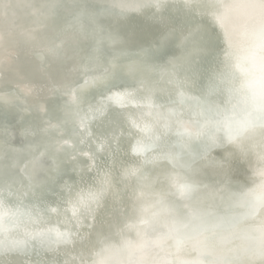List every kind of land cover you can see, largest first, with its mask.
Instances as JSON below:
<instances>
[{
    "label": "water",
    "instance_id": "obj_1",
    "mask_svg": "<svg viewBox=\"0 0 264 264\" xmlns=\"http://www.w3.org/2000/svg\"><path fill=\"white\" fill-rule=\"evenodd\" d=\"M254 8L263 9L264 0H159V7H157V0H0V39L6 31L16 28L32 52L28 56L29 59L42 53V48L37 41L39 38L45 39L48 48L52 49H59L74 36L85 38V35L103 48H114L123 43L124 47L121 50L124 49L135 55L134 65L127 63L128 58L126 53H123V56L120 55L121 58H117L119 59L117 63L103 62L105 64L99 66L98 72L86 76L88 78L80 74L76 77L77 71H73L75 75L69 81H72L71 84L74 86L71 91L77 98H86V104L89 106L95 105L96 100L98 101L101 96L110 91L119 100L114 106H122L123 102L125 105L145 106L146 109L151 110L152 104L158 103L156 100L152 101L155 97L151 92H155L156 77L159 71H162L167 82L165 81L166 85L158 88L157 94L161 97L156 99L161 101L163 106L175 105L181 108L191 106L197 110L207 106L212 112L222 106H236L249 114L250 92L248 88L242 86L250 85L257 94L264 90V12H261L262 18L258 15L253 19L251 13ZM242 24L243 27H241ZM49 25L55 27V34L49 33L47 30ZM186 27L187 29L184 30ZM30 31L33 33L31 37L27 35ZM120 37L122 40L119 39ZM245 41L248 43L246 44ZM174 53L179 56L177 62L171 61ZM19 56L21 54L17 53L13 66L10 65L11 73L8 76L12 77L11 83L21 75V72H17V68L14 67ZM90 57L92 56L80 57L72 54L58 60L51 59L50 66L61 68V71L56 74L58 79L60 76L63 77V74L73 65H79L81 73L86 71L90 73L88 64L91 61L88 59ZM166 63H168L167 66ZM7 68L6 66L0 68V78H3ZM12 69L17 75L12 74ZM134 70L138 72L144 70V82L147 81V83L132 90L128 82L133 78ZM180 71L182 77L179 76ZM184 71L189 78L183 76ZM39 73L50 75L44 69ZM122 74L123 76L120 77ZM228 78L235 79L241 84L232 89ZM35 83L38 84V82ZM18 86L12 88L9 96L3 98L16 99ZM36 86L38 89L42 88L39 84ZM37 88L26 93L31 96ZM142 101H151L152 104L143 105ZM47 103L51 110L55 108L52 100ZM38 111L39 114L44 113V111ZM57 112L63 114L61 110ZM204 113L205 111L199 114ZM238 117L239 122L246 121L244 117L239 115ZM251 119L257 125L264 126L263 122L253 117ZM207 120L217 122L216 125L219 127L227 123L217 119ZM93 124L95 121L91 120V129L95 128ZM36 129L47 132L50 127H31V130ZM123 131L130 133L127 128L120 131L118 139L119 142L121 141V150L127 149L132 153V157L137 158L134 159L136 167L133 169L129 164L119 165L117 160L111 168H102L104 169L102 180L107 182L105 184L99 177L93 178L89 185L82 184L80 177L73 178L71 185L63 190V198L57 203L59 208L62 206L67 208L61 209L59 214L51 210L57 223L46 220L38 207L34 208L31 205L32 211L23 208L22 196L19 197L14 191L0 187V200L5 206L13 211L19 209L18 218L14 217L10 221V230L0 233V242H3L0 244V257L10 255L20 264H31L32 260L36 264H53L54 256L60 257L65 253L62 258L69 261L75 258L76 252L80 251L81 255L87 259L90 254L87 253L85 245H89L94 238L92 232H105L110 224L116 225L124 216L128 217L137 209L144 207V204L148 202V196L157 194V192L148 194L138 192L131 187L132 181L127 180L130 186L128 197L132 199V202L123 203L122 198L127 189L118 196L112 197L110 190L117 188L120 184L119 182L115 184L114 181L120 180L122 173L132 174L131 178H141L145 166L144 160H148L158 171L160 169L166 171L167 160L179 167L180 160L191 155L198 146L195 138H191L189 142L181 139L172 142L167 139L163 141L160 138L152 141L147 137L139 144L143 152L138 154V145L130 146ZM239 143L243 142L239 141ZM65 145L71 144L66 142ZM151 145L160 151L161 158L152 155ZM4 150L0 148L1 158L5 157ZM259 151L263 152V148L253 146L252 152ZM73 158L74 156L68 157L64 163L68 166L78 162L79 159L74 161ZM250 163L249 158L244 159L241 164H236V168L241 166L249 168ZM258 165L264 169L262 156H259ZM45 166L49 176L50 171H53L52 166L48 163H45ZM90 167L91 165L87 168ZM153 170L157 173L155 169ZM47 175L45 177H48ZM204 180L207 187H211L214 175L209 173ZM101 184L109 195L105 206L100 205L102 195L88 205L79 203V199L75 203L71 202L73 193L77 190L81 193L89 191L97 193ZM212 195L213 199L206 204L207 208L212 210L211 214L227 215L235 221V224L227 231L204 232L203 236L197 235L196 243L198 247L208 244L207 247L220 251V258L217 256L218 259L206 260L203 258L204 255L200 256V248H187L185 243L190 237L186 234L173 235L175 242L171 249L173 248L175 253L181 251L190 255L185 264H216L217 261L236 264L244 257L253 260L256 264H264V215L258 210L256 202L249 201L245 207L238 208L237 205L231 206L223 194L213 192ZM43 209V213L49 211L48 206H44ZM198 213L199 216L207 215L202 214L200 209ZM239 221L247 224L249 229L239 227ZM165 225L155 220H147L135 231L141 237L142 250L134 249L133 242L128 237L113 240L106 238L100 245L103 261L106 262L105 257L108 259L104 255V252H107L112 255V259H108L105 264L181 263H177L179 260L174 258L175 254L171 255L167 252L169 247L166 241L155 243L156 237L165 234L167 236L168 231ZM6 226H9L7 221ZM88 226L90 230L89 235L86 236ZM58 233L67 234L69 239L66 242H58ZM218 233L220 236L223 235L224 239L226 236V240L223 241L217 235ZM78 239L80 241H77ZM225 241H227L226 245ZM91 252L95 253L93 250ZM82 256L79 259L85 262ZM97 257L96 254L94 260ZM75 261L78 262V260Z\"/></svg>",
    "mask_w": 264,
    "mask_h": 264
},
{
    "label": "bare ground",
    "instance_id": "obj_2",
    "mask_svg": "<svg viewBox=\"0 0 264 264\" xmlns=\"http://www.w3.org/2000/svg\"><path fill=\"white\" fill-rule=\"evenodd\" d=\"M261 12H264V8H254L251 17L255 19L259 15L262 18ZM11 26L13 25L11 24ZM54 29L53 25H49L47 28L51 34H55ZM186 29L187 27L184 28V30ZM27 35L33 36L32 31ZM84 37L74 36L59 49L48 48L46 40L38 37L39 39H36L42 48V53L29 59L28 56L32 52L16 28L6 31L1 36L0 68L3 66L8 68L5 70L3 78H0V148L5 149V157H0V187L14 191L19 197L22 196L23 208L32 211L31 205L34 208L38 207L46 220L57 223L51 210L53 209L56 214H59L61 209L67 208V206L59 208L57 203L63 198V190L71 185L73 178L80 177L82 184L85 185H89L95 177L102 180L104 169L111 168L117 160H119V165L129 164L133 169L136 167L134 159L137 158L132 157V153L127 149L121 150V141L119 142L118 139L121 130L127 128L130 131V133L123 131V134L132 147L141 144L142 139H147V137L152 141L160 138L163 141L167 139L172 142L180 139L189 142L191 138H195L198 141V146L191 155L180 160L179 167L167 160L166 171L161 169L158 171L148 160H144L145 166L141 178H131L132 174L122 173L120 180L114 181L115 184L119 182V186L110 190L112 197L118 196L127 189L122 202L129 204L132 202V199L128 197L130 186L127 180L132 181L131 187L138 192L146 194L157 192V194L148 196V202L144 204V207L137 209L128 217L124 216L118 224H110L105 232H92L94 238L89 245H85L87 253L90 254L87 259L79 251L76 252L73 260L68 261L62 258L65 255L63 253L60 257L54 256L53 264H105L108 259H112V255L107 252H104V255L108 257L107 259L104 256L106 262L101 257L103 252L101 254L100 245L106 238L113 240L128 237L133 242L134 249L142 250L141 237L135 231L142 227L147 220L166 224L167 236L165 234L156 237L155 243L166 241L170 248L167 252L171 255L175 254L174 258L179 260L177 263L181 262L178 264H185L190 257L187 252L175 253L173 248L171 249L175 242L172 236L178 234H186L190 237L189 241L185 243L186 247L189 249L200 248L199 254L201 257L204 255V259L220 258V251L207 247L208 244H204V247L197 246V235L203 236L204 233L184 229L181 225L194 215L199 216L198 209L202 214L212 212L206 204L213 199V192L223 194L231 206L237 205L238 208L245 207L249 201H255L258 210L264 215V206L260 204V201H264V169L258 165L259 156L264 158V126L254 123L244 109L236 108V106H222L217 110L214 109V112L207 106L198 110L191 106L186 108L175 105L163 106L162 102L156 99L161 97L157 94L158 88L166 85L167 82L162 71H159L156 77L155 92H151L155 97L152 98V101L156 100L158 103L142 101L143 105L152 104L151 110L146 109L145 106L125 105L123 102L122 106H114L119 100L110 91H107L98 101L96 100L95 105H87L86 98L78 96L81 100L80 103L79 98L71 91L74 88L71 84L72 81L69 82L75 75L73 71H77L76 77H79V74L84 77L96 74L99 66L105 64L103 62L117 63L116 61L119 60L117 58H121L120 55L123 56V53H126L129 65L136 63L133 53L121 50L124 47L123 43L114 46V48H103L89 36L85 35ZM119 39L122 40L121 37ZM245 42L248 43V41ZM17 53L21 56L16 59L14 67L17 68V72H21V75L11 83L12 77L8 74L11 73L10 65L14 62ZM72 54L80 57L92 56L88 58L91 59L88 63L91 72L81 73L79 65H73L63 74V77L60 76L58 79L56 74L61 71V68L50 66L51 59L58 60ZM178 57V54L174 53L171 61L177 62ZM165 65L167 66L168 63ZM42 69L50 75L39 73ZM139 71L134 70L133 78L128 82L132 90L147 83V81L144 82L143 73L145 71ZM12 74L17 75L14 69H12ZM122 76L123 74L120 75V77ZM179 76L182 77L181 71ZM183 76L189 78L185 71ZM228 81L232 89L241 84L231 78H228ZM35 82H38L42 88L38 89L36 86L38 84ZM17 85L19 86L16 99L3 98L9 96L12 88H16ZM35 88L37 89L31 96L26 93L27 91L32 92L31 90ZM251 90L254 91V88L251 87ZM149 97L151 98V96ZM49 100H52L55 107L52 110L47 103ZM38 110L44 111V113L39 114ZM57 110H61L63 114L58 113ZM203 110L205 113L200 115L199 113L204 112ZM238 115L252 123L243 134L235 135L240 125L243 124L239 122ZM207 119H217L227 121V123L219 127L216 125L217 122ZM91 120L95 121L94 129L90 128ZM32 126H49L50 129H48L49 132H40L39 129L31 130ZM230 133L233 135L232 139H229ZM239 141L243 143H239ZM66 142L71 145L68 147L65 145ZM253 146L263 148V152H252ZM151 147L152 155L161 158L160 151H157L152 145ZM148 153L151 154V152ZM72 156H74V161L79 160L67 166L64 160ZM247 158L251 160L249 168L244 166L236 168V164H241ZM162 160L164 161V159ZM45 163L52 166L53 171H50L49 176L47 175L49 172L45 169ZM90 165L91 167L87 168ZM209 173L214 175L211 187H207L204 180ZM177 181H186L192 184L194 190L189 196H181L176 189ZM102 182L103 184L107 183L106 180H102ZM103 184L97 191L99 196L102 195L100 204L102 207L109 200V195ZM80 194V190L74 192L71 202L75 203L80 198ZM54 198L55 200H53ZM44 206H48L49 211L43 213ZM16 217L18 218V216ZM239 227L249 229V226L243 221H239ZM89 230L88 226L86 236L89 235ZM217 235L223 241L226 240V236L224 239L223 235L220 236L219 233ZM226 243L227 241H225V245ZM91 250L95 253H92ZM96 254L98 257L94 260ZM81 256L85 262L79 259ZM0 264L20 263L15 257L5 255L0 257ZM31 264H36V262L32 260ZM236 264L256 263L244 257L241 262H236Z\"/></svg>",
    "mask_w": 264,
    "mask_h": 264
},
{
    "label": "snow or ice",
    "instance_id": "obj_3",
    "mask_svg": "<svg viewBox=\"0 0 264 264\" xmlns=\"http://www.w3.org/2000/svg\"><path fill=\"white\" fill-rule=\"evenodd\" d=\"M157 7H159V0H157ZM248 88L250 92L249 106L251 111L249 116L253 117L255 120L264 122V90L259 94L251 90V86H242ZM252 121H245L240 125L235 135L243 134V132L248 130V127L251 126ZM199 127V126H198ZM191 135V133H189ZM233 135L229 134V139H232ZM216 143V141H213ZM138 154H142V146H137ZM176 189L181 196H189L194 190V186L186 181H177ZM99 194L89 191L88 193H81L79 198V203L88 205L92 202L98 200ZM261 206H264V201H260ZM19 214V209L13 211L7 208L2 200H0V233L10 230V221ZM6 221L9 222V226H6ZM235 221L227 215H215L207 214L206 216H197L194 215L189 221L181 225L184 229H192L197 233L211 232L216 233L220 231H227L230 228L234 227ZM43 236V234H41ZM58 242H66L69 239V236L65 233H58ZM3 242H0L2 244ZM23 243V242H18ZM216 264H229L228 261H217Z\"/></svg>",
    "mask_w": 264,
    "mask_h": 264
}]
</instances>
